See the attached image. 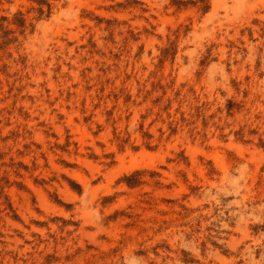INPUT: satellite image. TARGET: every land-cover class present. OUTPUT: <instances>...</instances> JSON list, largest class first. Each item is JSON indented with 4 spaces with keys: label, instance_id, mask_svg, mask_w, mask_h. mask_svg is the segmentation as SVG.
Masks as SVG:
<instances>
[{
    "label": "rangeland",
    "instance_id": "1",
    "mask_svg": "<svg viewBox=\"0 0 264 264\" xmlns=\"http://www.w3.org/2000/svg\"><path fill=\"white\" fill-rule=\"evenodd\" d=\"M44 1L0 0V264H264V0Z\"/></svg>",
    "mask_w": 264,
    "mask_h": 264
},
{
    "label": "trees",
    "instance_id": "2",
    "mask_svg": "<svg viewBox=\"0 0 264 264\" xmlns=\"http://www.w3.org/2000/svg\"><path fill=\"white\" fill-rule=\"evenodd\" d=\"M39 3H46L47 4V6H48V8H50V4L49 3H47V2H45L44 0H41V2H39ZM41 10V9H40Z\"/></svg>",
    "mask_w": 264,
    "mask_h": 264
}]
</instances>
